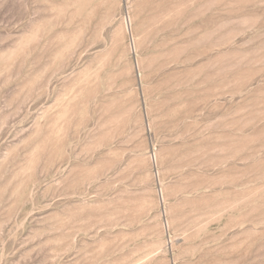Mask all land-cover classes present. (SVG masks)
<instances>
[{
    "label": "rangeland",
    "instance_id": "1",
    "mask_svg": "<svg viewBox=\"0 0 264 264\" xmlns=\"http://www.w3.org/2000/svg\"><path fill=\"white\" fill-rule=\"evenodd\" d=\"M0 264H264V0H0Z\"/></svg>",
    "mask_w": 264,
    "mask_h": 264
}]
</instances>
